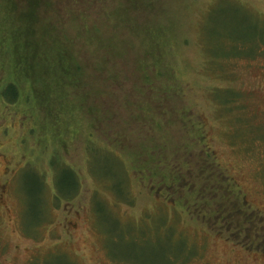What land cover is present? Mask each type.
Returning a JSON list of instances; mask_svg holds the SVG:
<instances>
[{"label": "rangeland", "instance_id": "rangeland-1", "mask_svg": "<svg viewBox=\"0 0 264 264\" xmlns=\"http://www.w3.org/2000/svg\"><path fill=\"white\" fill-rule=\"evenodd\" d=\"M22 1L8 10L0 0V90L13 72L10 59L20 66L19 55L26 54L7 42L16 22L7 21L9 13L29 8ZM32 8L38 28L46 27L38 39L72 37L70 53L85 65L74 73L85 75L82 82L48 87L42 75L59 77L49 59L31 66V78L41 79L23 87L22 99L7 104L0 96V175L10 168L0 254L11 256L19 246L17 264H98V252L101 264H264L241 250L252 239L244 230L246 211L264 221V0H41ZM224 88L236 92L226 106L221 100L231 93ZM90 140L107 147L87 149ZM209 152L219 163L202 162ZM59 157L80 176L68 195L52 190L50 163ZM213 164L244 194L237 203L228 193L201 197L213 200L211 212L232 214L225 222L214 212L204 217V203L201 216L182 215L155 200L151 179L182 171L188 182L177 187L202 194L206 180L191 174L214 173ZM181 187L172 192L184 200ZM191 204L185 210H193ZM238 208L242 212L231 213ZM222 224L233 225V235ZM150 226L152 239L139 242ZM164 228L176 232L164 237ZM100 232L117 261L103 255ZM226 242L240 251L233 255ZM250 243L264 251L261 235ZM169 247L183 253L169 261ZM62 251L68 257L55 255Z\"/></svg>", "mask_w": 264, "mask_h": 264}, {"label": "trees", "instance_id": "trees-1", "mask_svg": "<svg viewBox=\"0 0 264 264\" xmlns=\"http://www.w3.org/2000/svg\"><path fill=\"white\" fill-rule=\"evenodd\" d=\"M3 1L8 5V10L11 7H18V4L13 3L14 0H3ZM24 1H26V3L29 4V8H26L25 10H23L24 11L23 14L17 13L15 16H13L10 12L9 14L11 15V17L10 19L7 20L10 24H12L14 21L19 23L17 24L15 22V24L13 25L14 28H10L11 30L8 28L7 30V34L9 36L8 38L9 41H7L9 44L8 48L11 50L12 48H15V49H18L19 51L24 50L26 52V54H23L22 56L19 55V59L21 60L20 66L16 64L17 60L15 58L12 57L10 59V62H11L10 64L13 65L14 67L17 66V68L20 70L16 71V69L13 67V72L12 71L8 72L7 84L0 90V96L2 98V101L6 102L7 104H14L18 102L20 98L22 99V90H23V87H25L27 84L32 83V82L39 83V80L41 79L40 77L31 78V71H32L31 66H33L34 64L40 65L42 63V64L47 65L50 63V60H51V64L57 67V70H58L57 74H59V77L53 76L51 79L47 81L45 77L42 75L41 80H43L45 84L51 83V85L56 84L61 87L65 84H72L73 82H82L83 80L82 77L85 75V73H74V68H76V70L78 71H80L81 69L82 71V68L85 65L84 63L82 64V62L79 61L80 59L78 58L76 54L73 55V53H70V52H73V49L71 46L72 43L70 41L72 37L68 39L65 37L64 40L59 41V42L55 41V43L54 41H51L50 39H46V40L43 39L42 41L41 39H38V36L43 35V32L46 29V27L43 24H41L38 28V23H36L35 18H40V17L37 14V12L34 13L35 10L33 8L31 9V7L33 4H39L41 0H24ZM24 1H22L23 4H24ZM74 17L83 18L77 15H75ZM85 32L86 30L82 31V29L80 28L81 35L84 34ZM99 34L102 35V32H99ZM81 35H77V36L80 37ZM68 42H69V46L67 45ZM49 48L55 49L57 51V54L48 55L47 52ZM67 51L69 52V56H68L69 58H66L64 55L66 54ZM32 53H35L36 56H32ZM208 60H210L209 65H213L214 63H216V61H212L209 58L206 61ZM212 67H217V66L214 65ZM84 80L86 79L84 78ZM91 80H94L93 76H91ZM46 85L49 87L48 84ZM223 91H229L231 93L230 97H228L227 99L221 100L222 105L226 106L227 104L234 101V99L236 98V92L232 90L231 88H228V89L224 88ZM215 93H217L216 95L218 97L219 91L217 92L215 91ZM195 127L197 128V126ZM96 147L104 148L107 146H105V144H99V143H98V146H96V143L91 140L87 144V149H96ZM203 149H206L205 145ZM207 155H208L207 158H202L204 160L202 162L206 161L208 163L210 162L219 163L218 160H216L212 152L211 153L209 152ZM56 157L57 156L55 155V158ZM58 161L54 159L52 160V163H50L55 169L54 174H53L54 177L51 179L53 181V184L55 185L54 189L52 190L53 192H56L58 194L59 193L65 194V195L71 194V192H73L72 190H74L76 186H79V182H80L79 173H77V171L74 170V168L65 160V158L59 157ZM186 164H187L186 168H188V163ZM213 165L217 167L214 173L207 174L205 170L201 169V170H196L195 171L196 173L191 174V176H193L192 178H199V179L204 178L206 180L205 184L201 185L203 188L202 195L203 196L206 194L224 195L225 193H228V194L235 196V203L243 200L241 199V194H243L241 193V190H242L241 187L235 185V183L233 182V179L222 171V168L220 167V165L219 166L215 164ZM176 172L177 173H174V172L165 173V176H163V179L165 180V186L167 184L166 183L167 180H170V179L172 182L170 181L169 183H171L172 186L179 185L180 184L178 182L179 179H188L186 178L188 177L187 176L188 174L183 173L182 171H176ZM219 178L226 179L224 180V183L222 184L217 183L218 187H223V188L225 187L224 190H222L223 188H221V190H217V184H214V182L212 181L214 179H219ZM182 185L185 186V184H182ZM120 194L124 195L125 193L120 191ZM193 194L194 192H192L191 194V197L189 200L190 203L195 202ZM212 201L213 200L211 199H207V200L202 199V202L206 204V206ZM220 203H225V202L221 201ZM207 210H209V208Z\"/></svg>", "mask_w": 264, "mask_h": 264}, {"label": "flooded vegetation", "instance_id": "flooded-vegetation-1", "mask_svg": "<svg viewBox=\"0 0 264 264\" xmlns=\"http://www.w3.org/2000/svg\"><path fill=\"white\" fill-rule=\"evenodd\" d=\"M23 166L24 165H22L21 167H23ZM8 170H10V168L9 167H6V169H4V171L1 172V175H0V206H3V207L6 206L5 200H6V196H7V193H8V190H9V185H10V181L8 180V177H7L8 174H10V173H8ZM13 175L14 174H12V176ZM5 177L7 179L4 181V178ZM142 181L145 183L146 182V179H143ZM153 181H156V183H154L153 184V187L151 188L152 190H154V191L157 192V195L155 196V200L158 201V202H160V203H163L165 205V208H168V207L169 208H172V209H175L176 208L175 209L176 212L182 213V215H185V213H187V212H188V214H190V213H192V214L194 213L195 215H200L201 214V212H202L201 209H202V204H203L202 199H201V197H203V195L201 194V192L200 193L198 192V193H194L193 194L194 195L195 202L190 205V206L193 207L192 208L193 210H190V209L185 210L186 204H188V203L190 204L189 200H190V197H191L192 192L193 191H198V189L195 188V189H193L192 192H188L187 190H185V189H188V188H186L184 186L183 187L180 186L183 190H185V195H183L182 197L183 198H186L184 200H181L180 197H176L175 194L172 192V191L175 192V190H179L180 187H177V186L174 187V186H172L171 183H169L171 180H167L166 186H165V180L164 179H161V180H158V181L157 180H154V179L153 180L151 179V181H149V182H153ZM178 182H188V180H186V179H179ZM76 189H78V186H76ZM204 196H206V195H204ZM181 201H183V204H182ZM246 202H247V200H246ZM177 207H180V208H177ZM235 210L236 211H233V212L231 210V213H240V212H242V210L240 208L235 209ZM97 211H98L99 217H100L101 214H102V212H103V210H101V207L100 206H97ZM212 212H214V211H212ZM212 212L210 210L205 209V213H203V215H204V217H206V216H208L207 215L208 213L211 214ZM222 212H225V211L221 210L220 211V214L217 213V212H214L215 215H216V221L217 222H220L221 221L223 223V222L226 221V219H228L229 217L232 216V214L227 215V216H224V214H222ZM246 212H249V213H245L244 212L245 213L244 214V221L247 224V226L244 227V230H246L245 233L247 234L246 237L247 238L248 237L252 238V239L249 240L250 242H253V240L255 239V237L256 238L257 237L259 238L260 235H261V238H264V221H263V218L258 217V216H254L255 218H253V216L250 217L247 214H251V212L250 211H246ZM252 215H253V213H252ZM166 219H167V217H165V220ZM142 220L143 221H146V222H149L150 221L148 217H144V218H142ZM253 221L256 222V223H257V221L258 222L261 221V226H259L256 223H254L250 227H248V224L250 222L253 223ZM70 222H71L72 227H73V223L74 222L73 221H70ZM77 222H78V225H77V227H78L79 226V222H81V221L79 220ZM223 227L227 228V230H229V233L232 234V231H233V228H234L233 225L226 224V225H223ZM169 229L170 228H168V229L167 228H164V235H163L164 237L166 235L165 231H167ZM249 230L251 232H253L252 235H250V231ZM149 232H154L152 226H150V229L149 228L142 229V232L141 233L144 236L141 237V240L137 236V240L139 242L149 241L150 239H152V238H150L148 236ZM175 232H176V230L174 232H172V233L169 230V234L167 233V235L169 237H171L172 235L175 234ZM100 233L103 236V239H104V242H105V244H103L104 245L103 246V250H104L103 251V255H105L109 260L117 261V258L109 251L108 242L106 241L105 234L103 232H100ZM168 236H167V238H168ZM235 237L238 238V236H235ZM249 241L244 243L245 246L242 245L241 250H245V253L248 254L249 256L253 257L254 259L256 257H257V259L264 258V251H262V250L260 251L257 248L253 249L254 248L253 247V244L254 243H250ZM226 244H228V243L226 242ZM228 245L233 250V255L234 254H237L238 253V250L240 251V249H237V247H234V245H230V244H228ZM260 245H261V243H258V246H260ZM55 246H56V244L54 245V247ZM6 248L7 247H5L4 249H6ZM19 249H20L19 246H17L16 248H14L15 253H13V254H16L17 250H19ZM52 249H54V248H52ZM99 249L100 248H97L98 251H99ZM169 249H170V247L167 248V257H168L169 261H170V256L171 255H181L183 253L182 250L180 251L181 248H179L178 250L177 249L176 250L173 249L171 251V253L168 251ZM13 254L11 256H9L8 251H5L4 250L3 253L0 254V264H17L16 263V260L13 258ZM59 254H64L67 257L69 255V253L64 252V251H62L60 253L55 252V255H59ZM105 256H104V258H105ZM94 257H97V263L98 264H101L100 261H99L100 260L99 252H98V255L97 256L94 254ZM69 258H70V256H69ZM105 262H106L105 259H103V263L102 264H105ZM66 263L69 264L68 261H66ZM124 263L128 264L126 261H124ZM34 264H37V262L34 263Z\"/></svg>", "mask_w": 264, "mask_h": 264}]
</instances>
